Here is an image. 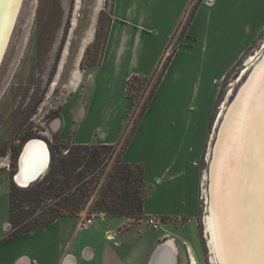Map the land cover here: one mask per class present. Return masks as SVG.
<instances>
[{"label":"crops","instance_id":"obj_1","mask_svg":"<svg viewBox=\"0 0 264 264\" xmlns=\"http://www.w3.org/2000/svg\"><path fill=\"white\" fill-rule=\"evenodd\" d=\"M192 1L112 0L99 63L85 100L64 116V139L121 145L134 108L128 79L161 66ZM184 31L120 153L122 163L143 165L152 185L143 219L103 216L82 228L85 217L78 213L6 238L10 198L0 176V264H204L194 222L199 149L186 143L204 132L216 85L230 63L264 31V0H202ZM148 217L160 226L150 229Z\"/></svg>","mask_w":264,"mask_h":264},{"label":"rangeland","instance_id":"obj_2","mask_svg":"<svg viewBox=\"0 0 264 264\" xmlns=\"http://www.w3.org/2000/svg\"><path fill=\"white\" fill-rule=\"evenodd\" d=\"M201 1H192L180 25L177 37L170 45V52L166 53L170 54L180 44L186 29L183 24L188 19L192 6ZM111 4L112 0L21 1L0 63V176L5 181V191L9 192L11 186H14L16 190H26L41 180H36L27 188H21L14 180L19 154L25 142L32 139L41 140L47 145L49 154V144L53 143L54 136L59 137L63 143H68V147L75 145L70 135L68 139L62 137L64 116L73 109L71 106L75 105L78 100L80 102L85 100L89 90L91 72L100 60L106 28L110 20ZM263 53L264 31L230 63L216 85L204 132L197 133L195 138L192 137L186 143L187 146L190 143L188 147L199 149L196 162L199 208L194 222H196L198 232L196 243L200 246L204 264H211L207 237L204 232L205 223H203L207 214L206 196L202 191L206 189V181L202 179L209 167L210 145L214 139L215 128L226 106ZM165 62L166 59L156 72L163 67ZM155 83L156 78H152L149 83L135 81L132 84L129 94L134 101V108L125 124L120 144L128 140L143 115L141 114L142 109ZM56 147L61 156L66 153L62 146L57 145ZM120 153L119 145L111 156H106L101 164L103 168L99 167L97 170L99 178L96 179L97 182L92 183L90 194L79 211L83 218L88 214L101 212L95 207V201L99 197L100 188L108 180L112 168L117 163H122ZM191 156H193L192 153ZM49 164L50 156L46 174ZM90 177L91 175L85 180L90 181ZM139 178V169L132 167L134 193L138 198L147 197L151 193L152 185L145 179L144 182L140 181ZM113 185L117 188L118 182L115 180ZM16 196V200L20 202L13 205L12 216L31 215L27 221H41L43 214L40 216V213L45 209V202H40V206H36L37 202H27L20 194ZM104 216L110 217L105 213ZM128 218L131 223H137L143 219L134 216H128ZM9 219L8 228L11 227V218ZM185 221L186 218H182L173 219L172 222L181 224Z\"/></svg>","mask_w":264,"mask_h":264},{"label":"bare ground","instance_id":"obj_3","mask_svg":"<svg viewBox=\"0 0 264 264\" xmlns=\"http://www.w3.org/2000/svg\"><path fill=\"white\" fill-rule=\"evenodd\" d=\"M21 1L0 0V63ZM247 77L220 114L202 179L211 264H264V53ZM48 162L47 145L28 141L14 180L27 187Z\"/></svg>","mask_w":264,"mask_h":264},{"label":"trees","instance_id":"obj_4","mask_svg":"<svg viewBox=\"0 0 264 264\" xmlns=\"http://www.w3.org/2000/svg\"><path fill=\"white\" fill-rule=\"evenodd\" d=\"M198 3L192 6L188 19L183 24L184 29L190 23ZM171 56L172 52L166 57L165 64L158 72L154 71L148 76L132 75L128 79L126 94L131 98L129 91L135 81L149 83L152 78H156L155 87L148 96L141 114L144 113L148 103L152 99ZM126 141L120 145L121 149ZM52 142V144H49L50 164L46 176L26 190H16L14 186L10 187L8 193L10 198L9 217L11 218V228L6 238H13L28 233L35 228L46 226L61 216H77L90 194L92 183L97 182L96 179L99 178V175L96 173L97 170L99 167H102L101 164L106 156H111L119 146L118 142L114 145H70L68 147V143H63L57 136L53 137ZM57 145L62 146L66 151L63 156L58 151ZM132 167L139 169V180L144 182L143 167L141 165L117 163L109 173L108 180L99 190V197L95 201V207L99 211L104 212L110 217L134 216L143 218L142 204L146 197L138 198L134 193ZM89 175H91L90 181L87 182L85 179ZM115 180L118 182L117 188L113 185ZM19 194L27 202H37L36 206H40V202H45V209L40 213V216L43 214L42 219H40L41 221H27L31 215L12 216L13 205L15 206L16 202H20L16 200V195Z\"/></svg>","mask_w":264,"mask_h":264},{"label":"built area","instance_id":"obj_5","mask_svg":"<svg viewBox=\"0 0 264 264\" xmlns=\"http://www.w3.org/2000/svg\"><path fill=\"white\" fill-rule=\"evenodd\" d=\"M103 216H104L103 212L88 214L87 216H85L84 219L81 220L80 227L86 228L87 226H89L94 221V219L101 218ZM147 223L151 229H156L160 226V222L154 217H148ZM8 227H9V224H8ZM10 228H8V231Z\"/></svg>","mask_w":264,"mask_h":264},{"label":"water","instance_id":"obj_6","mask_svg":"<svg viewBox=\"0 0 264 264\" xmlns=\"http://www.w3.org/2000/svg\"><path fill=\"white\" fill-rule=\"evenodd\" d=\"M251 74V73H250ZM249 74V75H250ZM249 77V76H248ZM248 77L246 78V80L244 81V83H243V85L245 84V82L247 81V79H248ZM243 85L240 87V89L243 87ZM240 89L238 90V92L240 91ZM238 93H236V95H237ZM235 95V96H236ZM236 98V97H235ZM235 98L233 99V101L231 102V104L234 102V100H235ZM230 104V105H231ZM230 105H229V107H230ZM229 107H228V109H227V111H226V114H227V112H228V110H229ZM26 143L27 142H25V144H23V146H22V148H21V152H20V154H19V158H18V162H17V172H18V170H19V159H20V156H21V153H22V150H23V148H24V146L26 145ZM48 149V148H47ZM49 151V150H48ZM49 156H50V154H49ZM40 167V166H39ZM39 167H38V171H39ZM47 168H48V166H47ZM46 171H47V169H46ZM46 173L44 172H42V171H39L38 173H37V175H36V177L33 179V180H30V183H29V185L30 184H33L36 180H38V179H42L43 178V176L45 175ZM29 185L27 186V187H29ZM27 187H25V188H27ZM22 188V187H21Z\"/></svg>","mask_w":264,"mask_h":264}]
</instances>
